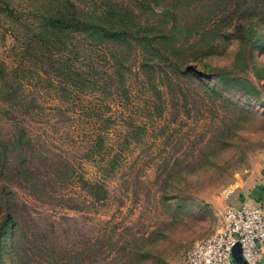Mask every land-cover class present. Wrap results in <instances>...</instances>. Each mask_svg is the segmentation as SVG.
Masks as SVG:
<instances>
[{"label": "rangeland", "instance_id": "1", "mask_svg": "<svg viewBox=\"0 0 264 264\" xmlns=\"http://www.w3.org/2000/svg\"><path fill=\"white\" fill-rule=\"evenodd\" d=\"M6 1L0 264H182L264 154V0H72L115 27L101 9L129 4L166 53L130 39L119 88L111 60L84 63V34L43 27L66 0Z\"/></svg>", "mask_w": 264, "mask_h": 264}, {"label": "trees", "instance_id": "2", "mask_svg": "<svg viewBox=\"0 0 264 264\" xmlns=\"http://www.w3.org/2000/svg\"><path fill=\"white\" fill-rule=\"evenodd\" d=\"M260 4L263 12L264 1H260ZM10 6L11 4H9L8 1L0 0V10L8 12V14H12L13 9H11ZM117 6L113 7L108 5L102 8L100 11V13L108 17L109 20H112L113 22L117 21V27H115V25H110L109 23L107 24L101 22L102 19H100V17L97 15L98 11H94V13L89 12V14L91 13V16L87 15L83 10L79 9L77 4H75L72 0H66L67 11L65 14L61 16L47 15L44 18L43 27H45L47 30H50L49 33H54L51 35H55V31L57 33H66L72 31L84 34L85 42L81 50V53L84 54V63L91 61L93 64H95L96 61L94 60H100L101 57H104L105 60H111L112 63H110L112 65L113 74H109L107 72L105 73V76L111 80V85L119 88L122 86L121 84H124L126 72L130 71L123 61L126 51L132 47L130 39L138 41L140 45L142 44L141 46H143V44H147V46L151 47L152 50L155 49L156 51H154L158 57L165 56L166 53L157 48L156 41L152 39V37L155 36L143 32L144 27L136 23V12L134 10H130L129 4L122 3L120 6L117 4ZM245 21V19H238V25H236L242 41L246 40ZM134 34H137V37ZM38 42L53 53L51 58L55 61L56 59L53 58L58 57V55L55 54L53 50L58 51L57 44L61 42L59 38H52L51 36L45 35V37L41 38ZM166 58L167 60H171L169 56ZM67 59L71 61L70 58ZM61 60L63 64H60L64 66L67 61H65L63 58H61ZM145 64L147 63H144V65ZM263 69L264 68L262 67L259 70ZM68 73L71 72L69 71ZM80 75H82V73H80ZM95 75H98L99 83L105 79L103 78L104 72L102 71ZM95 75L93 76V79H95ZM223 75L226 74L220 73L218 76ZM260 78L263 77L260 76ZM84 79L90 82V78L84 76ZM101 106H106V102H103L102 100ZM98 118L100 119V117ZM105 121L106 120H104V122ZM101 126L103 127V125H99V127H97L98 129L95 133V147L99 150V152H103L105 149L104 145L106 143L103 135L107 134L105 131L106 129L102 128Z\"/></svg>", "mask_w": 264, "mask_h": 264}, {"label": "built area", "instance_id": "3", "mask_svg": "<svg viewBox=\"0 0 264 264\" xmlns=\"http://www.w3.org/2000/svg\"><path fill=\"white\" fill-rule=\"evenodd\" d=\"M220 230L196 242L184 254L182 264H236L239 244L247 264H264V204H227Z\"/></svg>", "mask_w": 264, "mask_h": 264}, {"label": "crops", "instance_id": "4", "mask_svg": "<svg viewBox=\"0 0 264 264\" xmlns=\"http://www.w3.org/2000/svg\"><path fill=\"white\" fill-rule=\"evenodd\" d=\"M237 188H239L236 191L237 195L235 193V200L231 204L236 206L264 204V154L261 161L243 178Z\"/></svg>", "mask_w": 264, "mask_h": 264}, {"label": "water", "instance_id": "5", "mask_svg": "<svg viewBox=\"0 0 264 264\" xmlns=\"http://www.w3.org/2000/svg\"><path fill=\"white\" fill-rule=\"evenodd\" d=\"M233 260L236 264H247L241 255V248L239 244L234 249Z\"/></svg>", "mask_w": 264, "mask_h": 264}]
</instances>
